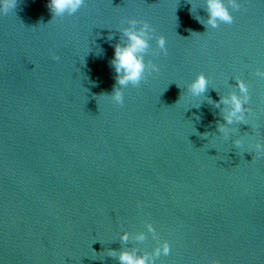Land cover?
Returning a JSON list of instances; mask_svg holds the SVG:
<instances>
[{"label": "water", "instance_id": "obj_1", "mask_svg": "<svg viewBox=\"0 0 264 264\" xmlns=\"http://www.w3.org/2000/svg\"><path fill=\"white\" fill-rule=\"evenodd\" d=\"M223 2L234 22L218 27L208 0H86L61 17L49 0L0 7V264H121L125 251L264 264V0ZM132 19L155 30L144 58L160 71L118 105L111 61L142 28ZM233 93L249 97L246 123L223 119Z\"/></svg>", "mask_w": 264, "mask_h": 264}, {"label": "clouds", "instance_id": "obj_2", "mask_svg": "<svg viewBox=\"0 0 264 264\" xmlns=\"http://www.w3.org/2000/svg\"><path fill=\"white\" fill-rule=\"evenodd\" d=\"M86 4V0H49L48 8L51 11L53 17H61L63 14L68 13L70 15L76 14L82 7ZM0 7H2L3 12L7 14L9 11L17 7V0H0ZM242 5L237 2V0H232V8L234 10H240ZM208 11L210 13L208 24L212 27H218V21L224 22L225 24H232L234 22V16L232 15L228 6H226L223 0H208ZM142 23V28L137 30L125 29V35L128 38L127 44L117 43L115 45L114 58L111 61V65L115 69V80L116 85L112 92V97L118 105H123L124 103V93L121 88L123 86L131 83L132 85L138 87L143 80L146 79L145 71L147 69L148 74L159 73L160 66L155 63L146 64L144 54L149 48L148 30L152 29V26L146 21H140L132 19L130 24L135 26L136 24ZM207 27V25L205 26ZM111 39V36L109 37ZM157 44L159 49L164 55H167V40L166 37L160 35ZM53 59L59 60L60 57L53 54ZM256 75L264 78V72L257 71ZM208 78L204 73H200L199 76L192 82L191 91L193 95L199 96L204 94L208 90ZM237 86L243 93L248 92L247 83L244 80H238ZM249 97L246 95L244 100H242L238 95L233 93L230 100L224 98L223 102L232 105L231 111L223 117V119L228 123L233 122L246 123L243 113L246 111L244 105L247 103ZM218 106V105H217ZM219 131L227 135L228 129L224 127L223 124L219 125ZM242 141L237 140L236 145L239 146ZM257 148L260 150L257 154L264 156V143L257 144ZM149 230L155 232V228L149 225ZM144 237L141 236L140 239ZM122 240H127L128 236L125 233ZM163 254H171V244L169 241L165 240L162 246ZM155 255L159 257L161 255V249L157 248ZM119 260L121 264H148L147 256H135L129 252H121L119 255ZM154 264V261H153ZM210 264H223L220 259H213Z\"/></svg>", "mask_w": 264, "mask_h": 264}]
</instances>
